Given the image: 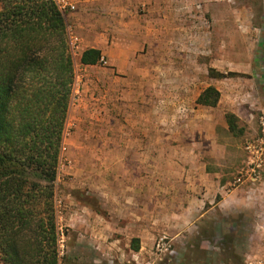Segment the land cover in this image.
I'll list each match as a JSON object with an SVG mask.
<instances>
[{"label": "crops", "instance_id": "crops-1", "mask_svg": "<svg viewBox=\"0 0 264 264\" xmlns=\"http://www.w3.org/2000/svg\"><path fill=\"white\" fill-rule=\"evenodd\" d=\"M124 16L116 18L110 68L83 73L81 101L70 117L75 135L81 130L97 138L81 139L76 154L68 156L65 172L73 178L66 185L87 190L97 202L93 208L68 189L65 216L72 231L66 238L67 257L75 264H155L161 258L152 253L153 243L166 234L183 262L185 243L216 239L215 228L220 239L243 240V263L263 256L264 172L256 184L229 187L228 174L237 168L230 165L224 139L236 136L224 114L229 111L240 120L244 144L258 134L255 117L264 113V90L260 93L257 81L243 77V111L218 110L219 102L199 105V91L184 115L179 103L152 102L160 76L147 77L141 66L146 58L136 56V44L130 43L135 33L120 28ZM89 48L103 54L98 46ZM206 224L211 229L197 231Z\"/></svg>", "mask_w": 264, "mask_h": 264}, {"label": "rangeland", "instance_id": "rangeland-1", "mask_svg": "<svg viewBox=\"0 0 264 264\" xmlns=\"http://www.w3.org/2000/svg\"><path fill=\"white\" fill-rule=\"evenodd\" d=\"M68 2L74 8H66L62 15L65 22V45L73 62L74 79L57 171L59 181L56 177L54 182L56 223L61 224L65 230V247L63 255L59 256V264L76 263L66 255V238L72 231L65 216V207L68 204L65 195L68 189L75 197L91 204L93 208H96L97 202L94 196L87 194V190L84 192L66 185L73 178L65 172V168L71 164L68 156L70 153L76 154L81 139L97 138L96 133L88 135L81 130H79L81 135H75L74 118L72 121L70 117L75 113L72 109H77L76 106L81 101L84 88L83 73L94 70L108 71L107 68H110L108 57L112 56L113 42L118 36L119 29L116 24L118 15L120 17L122 13L126 15L120 28L133 30L135 33L133 39L129 36L130 43L136 44V56L146 58L145 64L141 66L146 68L144 71L147 72V77L154 74L160 76L158 91L153 92L155 94L150 97L152 102L155 100L159 102L162 99L167 100L171 106L179 103L180 112L184 115L188 104L196 103L195 93L199 91L201 94L204 89L213 86L219 89H216L219 92L218 110L229 108L233 111H243V77L252 78L253 82L257 81L260 93L264 90V83L261 82L264 79L260 77L264 75V0H68ZM68 30L79 40L74 55L71 54L67 42ZM92 46H98L103 53L104 62L98 64L100 67H85L80 64L81 53ZM228 114L232 113L226 111L224 118ZM255 118L257 119V116ZM237 120V129L234 132L229 131L236 136L235 139H224L229 146L230 165H233V169L237 168L234 169L236 172L243 160L241 137L243 126L238 118ZM92 128L97 129L96 125ZM234 170L228 174L230 178L232 172L229 184L231 188L236 176ZM199 227L197 231L201 233L211 229L207 224ZM218 231L219 229L215 228V233L219 237ZM218 237L185 243L187 248L180 251L182 258L185 259L183 262L171 241L174 254L154 255L161 258V261L158 260L155 264H189L188 261L192 259H196L199 264H245L243 240ZM108 264H111L109 260Z\"/></svg>", "mask_w": 264, "mask_h": 264}, {"label": "trees", "instance_id": "trees-1", "mask_svg": "<svg viewBox=\"0 0 264 264\" xmlns=\"http://www.w3.org/2000/svg\"><path fill=\"white\" fill-rule=\"evenodd\" d=\"M102 59L89 48L79 61L96 65ZM73 79L64 18L53 0H0L2 264H59L54 182ZM218 99L209 86L197 104L215 107ZM225 118L234 132L237 118Z\"/></svg>", "mask_w": 264, "mask_h": 264}, {"label": "built area", "instance_id": "built-area-1", "mask_svg": "<svg viewBox=\"0 0 264 264\" xmlns=\"http://www.w3.org/2000/svg\"><path fill=\"white\" fill-rule=\"evenodd\" d=\"M53 2L61 13L66 8H74L69 4L68 0H53ZM67 42L71 54L74 55L77 51L79 40L70 30L67 32ZM103 62L102 59L101 63ZM257 125L258 134L253 138L247 139L243 144L244 158L232 181V187H237L244 183L256 184L264 172V113L257 115ZM57 203L60 204V202ZM64 231L63 226L57 222L56 245L59 256H62L64 252ZM152 253L155 256L174 254L171 240L165 235L159 236L153 244ZM245 264H264V255L255 259L247 258Z\"/></svg>", "mask_w": 264, "mask_h": 264}]
</instances>
